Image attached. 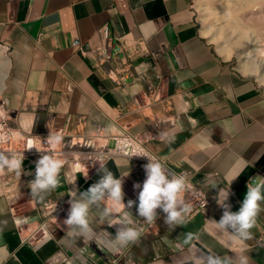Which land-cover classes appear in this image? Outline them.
I'll use <instances>...</instances> for the list:
<instances>
[{"label":"crops","instance_id":"0c3cea01","mask_svg":"<svg viewBox=\"0 0 264 264\" xmlns=\"http://www.w3.org/2000/svg\"><path fill=\"white\" fill-rule=\"evenodd\" d=\"M105 23L112 44L123 38V51L113 62H101L95 55L101 46L96 32ZM0 47L8 58L1 96L14 131L13 148L23 146L24 136L41 139L58 131L81 137L100 129L98 142L108 147L123 132L155 133L158 137L146 143L147 149L171 171L191 172L192 183L202 186L209 198L206 215L193 213L185 226L170 230L162 213L127 248L102 240L86 245L82 238L74 245L64 220L73 188L69 183L75 177L79 195L101 178L100 165L117 177L130 170L123 177L126 205L128 200L138 204L139 189L133 185H142L146 176L130 160L129 169L123 156L77 171L75 162H68L61 171L63 187L46 201L63 206L49 223L51 237L29 242L43 212L28 186L37 160L24 158L19 181L11 174L0 178V220L8 221L3 240L19 264H189L190 250L183 244L187 233L199 236L197 249L234 256L236 246L226 247L228 238L217 235L208 221H219L223 214L216 197L227 187L229 173L247 163L230 185L227 203L233 212L242 204L249 179L264 176V91L203 35L192 0H0ZM111 69L117 82L107 76ZM152 91L158 93L157 101ZM161 133L174 134V142L165 143ZM85 170L87 179L81 175ZM213 183L219 184L211 188ZM104 206L112 207L111 201ZM127 210L140 228L144 222L136 205ZM122 213L115 208L113 217ZM24 217L31 219L15 226L13 221ZM94 231L114 237L116 227L105 223ZM252 233L246 254L250 264H264V213Z\"/></svg>","mask_w":264,"mask_h":264},{"label":"clouds","instance_id":"9594fccd","mask_svg":"<svg viewBox=\"0 0 264 264\" xmlns=\"http://www.w3.org/2000/svg\"><path fill=\"white\" fill-rule=\"evenodd\" d=\"M35 121L32 118V125L27 129L30 133ZM182 130V127L181 129ZM165 143L174 142L175 136L168 133L160 134ZM40 138L34 137L26 149L37 147ZM49 144L59 146L64 141V134H50L47 137ZM42 143V142H41ZM5 152L10 153L6 155ZM145 157L148 162L143 166L145 180L143 184L135 183L134 189H139L138 204L136 201L128 200L125 205L123 191V177L129 175V171L119 177L100 165L98 172L102 173L101 178L92 184L86 191L77 194L75 178L69 183L73 185L70 193V209L67 219L64 220L68 227V237L75 245L77 239L82 238L84 244L90 241L102 240V242L114 245L119 249L127 248L136 244L143 229L137 226L136 218L127 209L136 205L138 217L146 225H153L158 218L157 210L164 214V222L170 230L176 226H185L189 222V217L193 211L192 206L186 202L184 194L192 190L193 185L183 174H176L171 171L164 162L157 156L149 153L142 147H134L126 154L125 162L129 169V159L131 157ZM23 152H13L0 150V178L9 174L14 175L19 181L23 169ZM65 161L53 158L50 154L42 155L35 165L34 179L29 183L31 197L36 203H44L58 188L63 187L61 183V171ZM247 167V163L239 165L229 173L226 183L227 187L220 188L216 197L217 204L223 210L219 221L210 220L217 235L226 236L228 240L225 246L232 249L235 245L234 256L219 255L212 250L203 251L197 249L194 241L199 240V236L187 233L183 244L190 250L189 264H250V258L246 254L249 251L248 241L253 239L252 229L257 226L258 218L264 213V176H255L249 179L246 184L247 192L238 211H231V205L227 203L230 196V185L236 180ZM32 175V173H25ZM87 179V170L81 173ZM219 183H213L210 187L216 188ZM203 202L205 206L204 194ZM111 201L112 207H105L104 202ZM115 208H122L123 213L119 219L113 217ZM31 218H17L15 226L28 223ZM107 224L109 227H116L115 236L112 237L107 231H94V226ZM7 220H0V264H8L9 260H16L19 264L15 252L9 251L7 243L3 240V233L7 227ZM103 233V236L100 235Z\"/></svg>","mask_w":264,"mask_h":264},{"label":"built area","instance_id":"2783aa9c","mask_svg":"<svg viewBox=\"0 0 264 264\" xmlns=\"http://www.w3.org/2000/svg\"><path fill=\"white\" fill-rule=\"evenodd\" d=\"M97 37L101 41V46L95 50V55L99 58L101 62H113L118 59L119 54L123 51L122 48V39L117 38L118 43L112 44V32L109 24H103L96 32ZM73 45H79L78 41H74ZM107 76L114 80L116 72L114 70H108ZM141 80H145V76H139ZM153 95V101L159 99L158 93L156 91L151 92ZM2 91L0 92V150L4 151H13V152H23L24 158H32L37 160L44 154H50L53 158H59L65 161V165L68 162H75L72 167L74 171L79 170L82 165H91L93 163L102 164L107 159L113 156H123L126 157V154L131 151L134 147H142L151 153L147 147L146 143L150 140H154L158 137L157 134L151 132H145L142 134L132 135L127 132H123L114 137V144L112 147L106 145H101L98 142V137L100 136L101 130H97L96 134L89 136L74 137L70 136L66 132L58 131L55 134L63 133L64 141L61 145L55 146L49 144L47 137L49 134L41 136V142L37 141V147L41 151H37L35 148L26 149L28 144L33 141L34 136L28 135L24 136L23 146L20 149L13 148L11 146L12 140L14 138V131L9 123V118L6 111L7 101L2 98ZM81 122V120L79 121ZM53 134V135H55ZM40 137V136H39ZM38 137V138H39ZM6 155L10 153L5 152ZM153 154V153H151ZM154 155V154H153ZM134 165L137 170L144 172L143 166L148 162L145 157H131L128 158ZM160 159V158H159ZM165 163L164 160L160 159ZM70 164V163H68ZM166 164V163H165ZM64 165V167H65ZM82 169V168H81ZM145 173V172H144ZM176 174H183L189 182L193 185L192 190L184 194L185 200H188V203L192 206L193 211L191 214L196 212H202L207 214L209 198L202 186H196L190 180L191 172L180 171L174 172ZM205 200V206L203 202V195ZM62 205H57L52 207L48 202L42 203L41 211L43 212V219L38 223V226L34 228L26 240L29 242L34 240H40L41 238H50L51 232L49 230V223H53V219L58 212L62 210ZM158 216L162 215L161 210H157ZM157 221V220H156ZM155 221V224H156ZM153 225H146L145 223L140 227L143 229V232L147 231ZM264 242V241H263ZM264 244V243H263Z\"/></svg>","mask_w":264,"mask_h":264},{"label":"rangeland","instance_id":"374dc122","mask_svg":"<svg viewBox=\"0 0 264 264\" xmlns=\"http://www.w3.org/2000/svg\"><path fill=\"white\" fill-rule=\"evenodd\" d=\"M198 1L200 3H198ZM237 1L238 0H192V4L203 35L207 38V40L212 44V46L219 54L223 55V57L225 58L230 59L232 63L237 67V69H239L241 57H246L245 55L250 53L251 48L254 45L255 47L257 45H262V41L256 39L255 34L256 36L259 34L257 31L255 32L256 28L253 27H244V29L246 28L243 32L244 38H240L239 40H237V35L235 33L226 31V17L222 16V14H226L227 12L231 11V6L232 10H236L238 8V6H236L235 4ZM202 3L207 4V6L210 7L214 12L216 10V16H209L207 19L203 20L204 13L202 12ZM227 3L229 6H231L229 7ZM223 4H226V6H223ZM244 24L250 26L247 22H245ZM213 30H215V32L211 33L213 32ZM240 50H244L242 54L241 52H238ZM235 52L239 54H236ZM255 67H252L251 70L249 69L248 71L242 69L239 70L241 72L243 71L242 73L253 78L260 86V88L264 91V67L262 66L261 68L257 65Z\"/></svg>","mask_w":264,"mask_h":264},{"label":"bare ground","instance_id":"6f19581e","mask_svg":"<svg viewBox=\"0 0 264 264\" xmlns=\"http://www.w3.org/2000/svg\"><path fill=\"white\" fill-rule=\"evenodd\" d=\"M198 3L200 2L198 1ZM235 4L236 6H238L236 10H232V6L230 5L231 11L227 12L226 14H222V16L226 17L225 20L226 31L235 33L237 35V40H239L240 38H244L243 32L246 29V28L244 29V27H253L256 28L255 32L257 31L259 34L257 36L255 34L256 39L262 41V45H257L256 47L254 45L252 47L253 49L251 48L250 53L245 55L246 57L243 58L241 57L240 68L239 66L238 68L247 71L249 69L251 70V68L255 67L256 65L262 68V66L264 67V0H238ZM223 6H226V4L225 5L223 4ZM201 7H202V12L204 13L203 20L207 19L209 16H216L217 14L216 10L214 12L210 7L207 6V4L202 3ZM245 22H247L250 26L245 25L244 24ZM214 32L215 30H213V32L211 33ZM243 51L244 50H240L238 52L239 53L241 52L242 54ZM7 70H8V58L6 56L5 50L2 47H0V92L3 91V88L5 87L4 85H5Z\"/></svg>","mask_w":264,"mask_h":264}]
</instances>
